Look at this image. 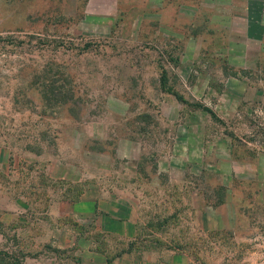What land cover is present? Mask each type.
Masks as SVG:
<instances>
[{
    "label": "rangeland",
    "instance_id": "obj_1",
    "mask_svg": "<svg viewBox=\"0 0 264 264\" xmlns=\"http://www.w3.org/2000/svg\"><path fill=\"white\" fill-rule=\"evenodd\" d=\"M202 1L0 0V264H17V195L44 201L63 188L48 173L60 157L82 168L83 184L113 180L130 195L147 246L134 245L135 260L181 231L221 252L189 264H264V88L239 84L208 46L222 32ZM67 188L78 196L82 185ZM153 213L171 214L162 230ZM93 236L114 260L120 248Z\"/></svg>",
    "mask_w": 264,
    "mask_h": 264
},
{
    "label": "crops",
    "instance_id": "obj_2",
    "mask_svg": "<svg viewBox=\"0 0 264 264\" xmlns=\"http://www.w3.org/2000/svg\"><path fill=\"white\" fill-rule=\"evenodd\" d=\"M93 3L110 7L116 6L117 0H92L91 5ZM201 4L208 8V23L222 32V40L208 46L220 49L221 55L230 61L229 67L237 71L239 84L264 88V0H203ZM106 10L91 16L104 17ZM191 154L189 151L190 157ZM55 167H58L57 173H53ZM48 173L55 181H61L63 188L49 192L44 201L36 198V193H32V201L30 198L27 201L25 195H17V264H189V256L176 250L161 254L160 250L153 249L135 260L133 242L138 215L130 195L117 184L113 185V180L108 181V185L104 180V184L96 188L90 182L83 184L80 182L85 175L82 168L76 163H67L62 157L51 161ZM156 176L157 186L164 187L159 179V168ZM74 184L82 185L81 193L69 196L67 187L71 186L73 191ZM189 195L187 202L195 213L198 191L190 189ZM27 213L29 221L20 224ZM227 215H231L230 201L223 205V211L216 212L221 219ZM20 229L25 231V243L19 236ZM54 232H57L56 238ZM95 232L101 233L102 241L111 248H120L114 260L104 251L95 249ZM25 247L29 251L26 254L21 252ZM55 248L65 251L73 248L75 256L57 259L53 255Z\"/></svg>",
    "mask_w": 264,
    "mask_h": 264
},
{
    "label": "trees",
    "instance_id": "obj_3",
    "mask_svg": "<svg viewBox=\"0 0 264 264\" xmlns=\"http://www.w3.org/2000/svg\"><path fill=\"white\" fill-rule=\"evenodd\" d=\"M152 221H154V225L156 226L157 229H161L162 230V226L164 225V223L166 222V219H169L171 217L167 216V217H162L159 219V215H157V213H153L152 215ZM145 221L147 223H150V219H145ZM151 221V222H152ZM152 224H149V226H152ZM200 231V232H199ZM218 232V231H217ZM147 232H145L144 234H146ZM196 236H198L197 238L201 237V230H199V228H197V232L195 231ZM227 233H231L230 231H227ZM193 236V234H191L190 236L185 235V233H182L180 231L178 236H174L171 237L169 239H167V241L165 242L164 240L160 239V238H156L154 240V242H149L148 244L151 245L150 247L152 249H157V250H162V248H167L169 250H177V251H181L186 253L189 258L191 259V263L194 261H198L201 258L199 257V255L203 256V263H205L207 260H209L214 254H219L221 253L219 250L215 249L211 244H207V242H205L202 239V242L197 244L196 242L192 241V240H184V237H186V239H191ZM141 237H137L135 239V241L133 242V245L136 244H142L143 247H147L146 245H144L143 239ZM142 240V241H140ZM138 241V242H137ZM140 241V242H139Z\"/></svg>",
    "mask_w": 264,
    "mask_h": 264
}]
</instances>
